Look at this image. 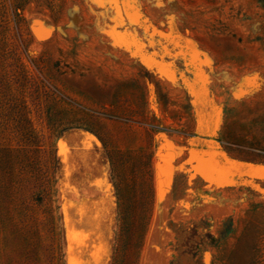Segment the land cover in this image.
Masks as SVG:
<instances>
[{
	"label": "rangeland",
	"instance_id": "rangeland-1",
	"mask_svg": "<svg viewBox=\"0 0 264 264\" xmlns=\"http://www.w3.org/2000/svg\"><path fill=\"white\" fill-rule=\"evenodd\" d=\"M0 264H264V0H0Z\"/></svg>",
	"mask_w": 264,
	"mask_h": 264
}]
</instances>
